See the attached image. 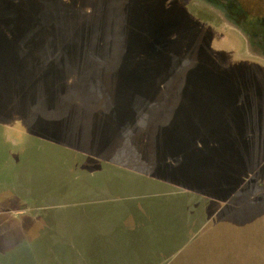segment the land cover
Segmentation results:
<instances>
[{"label":"rangeland","instance_id":"obj_1","mask_svg":"<svg viewBox=\"0 0 264 264\" xmlns=\"http://www.w3.org/2000/svg\"><path fill=\"white\" fill-rule=\"evenodd\" d=\"M237 1L264 22V0ZM246 38L201 0H0V212L63 207L58 231L88 240L112 224V246L74 250L97 264H264V58ZM13 221L0 264H69L50 227Z\"/></svg>","mask_w":264,"mask_h":264},{"label":"crops","instance_id":"obj_2","mask_svg":"<svg viewBox=\"0 0 264 264\" xmlns=\"http://www.w3.org/2000/svg\"><path fill=\"white\" fill-rule=\"evenodd\" d=\"M4 194H6V191L4 192ZM8 194H10V193L8 192ZM11 196H14V195H11ZM41 208L42 207H40V208H38V209H36L34 211H29V212H27L28 210H19L18 211V209H13V210H9L8 212H5V214L0 212V215L4 216L6 220H7V218H10L11 220H14L15 221V222L13 221L14 223H21L23 218L27 217L30 221H32V223H34L35 226L39 227L40 226L39 224H41V228L50 227L51 228V234H50V237L49 238L47 237V238L49 240H51V239L55 240L56 241L55 244H57L58 247H60V249H61V247H63V248L66 247L68 250H70V252H68V254L65 257L67 259V262H69V264H97L96 257H93L92 255H90V256L88 254L87 255H84V254H78L77 255L76 251H74V250L78 246L81 248L80 253L83 250L86 251V249L89 248V242L90 241H92V242L95 241V244L97 245V247L98 246L99 247L112 246L110 244V242H112V240L108 241V242L101 240V239H106V238L112 239L113 235L111 236V234H113L112 231L115 230V228H114V226L112 224L110 225L112 227L111 229L108 226V224H106V223L102 224L101 225L102 226L101 230H105L108 233H101L102 235H96V233H95V235L91 236V238H89V240H88V236L85 235V234H76L75 233L73 235H70V234L66 235V231H63V230H61V232L58 231L57 226H58L59 223L57 221V217H58L57 213L58 212L62 213L63 211H61V210L64 209L63 207H57L56 206V207H45V208H42V209ZM12 214H13V216L11 218L10 216ZM37 216H38V219H37ZM41 220H43L44 222L38 223V221H41ZM90 222H91V218H89V226L91 227ZM43 223H44V225H42ZM94 223H95V221H94ZM6 224L7 225H5V226L11 225V223H9L8 221H6ZM28 224L31 226V223H28ZM11 226H14V224L11 225ZM47 236H48V234H47ZM135 237H136V239L140 238V237H138V234ZM85 239H86V241H84ZM16 240H18V241H15L14 244H12V243L11 244L14 245L15 247H23L25 249V251L27 252V254L25 252V253L19 255V257H15V258H17L20 261H22L23 259L31 258V257H34L36 255L35 253H32V252L29 254V249H31V248H28L26 246V245H28L26 243L27 241L19 242L21 240L18 239V238H16ZM116 241L117 242H122V240H116ZM53 249H56V248H53ZM59 252H60V250H59ZM100 252H103V248L100 249ZM70 254L73 255V257L71 256V258H67V256L70 255ZM62 255H63V253H62ZM101 255H102L104 260H102V262L100 264H112L111 262L108 263V260H106V258L103 256V254H101ZM63 256H62V259H57L58 263L64 264L63 260H65V259H64ZM56 257H58V256H56ZM27 261L32 263V260H27Z\"/></svg>","mask_w":264,"mask_h":264},{"label":"flooded vegetation","instance_id":"obj_3","mask_svg":"<svg viewBox=\"0 0 264 264\" xmlns=\"http://www.w3.org/2000/svg\"><path fill=\"white\" fill-rule=\"evenodd\" d=\"M226 18L227 23L246 35L249 45L264 58V22L242 12L237 0H201ZM252 19V20H250Z\"/></svg>","mask_w":264,"mask_h":264},{"label":"trees","instance_id":"obj_4","mask_svg":"<svg viewBox=\"0 0 264 264\" xmlns=\"http://www.w3.org/2000/svg\"><path fill=\"white\" fill-rule=\"evenodd\" d=\"M28 61H30V62L32 63V65L34 66V68H35L36 70H39V69H38V66H37L38 60L36 59L35 56H32V57L30 56V58H29ZM34 72L38 73V71H34ZM22 76H23L24 79H26L27 81H29V79L31 80V78H32L34 75H33V73H32V77L30 78V77L28 76L27 73H23ZM158 222H159V219H158L157 223H158ZM176 222H177V224H178V228H179V230H180V226L182 225V222H181L180 218H178V219L176 220ZM154 224H156V222H154V220H152L150 223L144 225L145 227H149V226H151V227H149V228L146 230V233H144V237H148V238H150L151 236L156 235V233H157V232H156V230H157V226H156V225H157V224H156V225H154ZM151 232H152L153 234H152ZM180 232H181V230H180ZM178 236H179V237H177V238H182V239L184 238V234H182V233H180ZM184 243H185V242H184ZM184 243H182V244H180V245H183ZM179 248H180V247H177L175 252H177Z\"/></svg>","mask_w":264,"mask_h":264}]
</instances>
